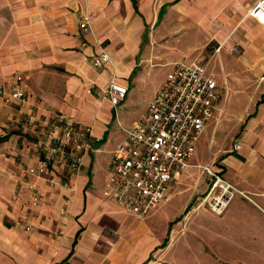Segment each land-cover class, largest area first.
Here are the masks:
<instances>
[{"label":"crops","instance_id":"obj_1","mask_svg":"<svg viewBox=\"0 0 264 264\" xmlns=\"http://www.w3.org/2000/svg\"><path fill=\"white\" fill-rule=\"evenodd\" d=\"M254 1L0 0V83L26 96L0 95V264H179L168 252L182 236L195 241L194 264H264V24L248 14ZM86 12L93 31L81 28ZM185 22L192 42L170 46L166 31ZM99 43L112 62L95 67ZM235 43L241 52L231 51ZM212 49L208 73L225 93L195 166L160 202L183 205L185 217L205 209L211 225L151 234L160 209L139 220L105 194L110 159L126 137L122 126L142 119L174 65L202 63ZM155 67L169 69L136 109ZM113 78L128 87L117 111L103 94ZM61 117L101 139L76 169L64 156L51 160ZM207 143L209 155L194 162ZM207 164L237 190L222 214L200 204L214 180Z\"/></svg>","mask_w":264,"mask_h":264},{"label":"built area","instance_id":"obj_2","mask_svg":"<svg viewBox=\"0 0 264 264\" xmlns=\"http://www.w3.org/2000/svg\"><path fill=\"white\" fill-rule=\"evenodd\" d=\"M248 14L264 24V0H255L248 8ZM80 25L85 31H93L87 12ZM231 51L241 52L240 44L235 43ZM111 62L107 47L99 43L93 65L100 67ZM208 69L209 61L196 65L176 63L149 101L142 119L130 128L122 126L126 137L113 151L109 163L110 177L104 192L125 211L137 217H147L157 203L168 199L176 176L191 166L197 142L207 130L208 121L214 116L225 93ZM103 94L117 111L119 103L127 97L128 87L113 78ZM0 95L8 102L21 101L26 97L20 89H8L2 83ZM57 128V133H51L54 142L51 160L64 156L65 162L73 169L83 162V152L90 149L94 141L101 140L92 135L90 128H81L72 119L61 117ZM64 140L72 142L78 152L73 149L66 151ZM234 148L240 149L241 144H234ZM48 162H43L36 171L44 173ZM202 167L214 180L200 204L222 214L237 190L214 170L212 164ZM38 201L36 196L35 202Z\"/></svg>","mask_w":264,"mask_h":264},{"label":"rangeland","instance_id":"obj_3","mask_svg":"<svg viewBox=\"0 0 264 264\" xmlns=\"http://www.w3.org/2000/svg\"><path fill=\"white\" fill-rule=\"evenodd\" d=\"M184 25L187 28H184L181 26H175L174 28H171L172 31H171V29L166 31V33H168L167 42H169L170 46L190 44L187 42H192L193 38L190 36V34H188L190 27L188 26V24L186 22L184 23ZM192 33L195 34V32L193 30H192ZM212 51H214V50L212 49L211 52L203 53L202 54L203 56L201 55L202 56L201 62L209 61V67H213V64H214V62H211L213 59L212 56H214V52H212ZM168 69H169L168 67H155L151 73L146 74L147 78L144 81H147V84L145 83L147 86V89L145 86L144 90L139 93L138 98L142 99V101H138L137 104L140 106L137 107L136 109L143 107V105L145 104V99H146L147 94L149 92L148 90H150L151 86L154 87V85L156 83H158L164 77V75H166V72L168 71ZM198 149H199L198 154L193 159L194 162H195V160H202L209 155L210 145L207 143V144H204L203 147H200ZM191 166H195L192 163V160H191ZM197 166L199 167L200 165H197ZM236 200H238V198L234 199V201H236ZM173 203H174V201L173 202H167L165 204L157 203L152 208V210H151L152 213L155 209H160L161 211H159V213H154V216L149 219L148 226L150 227L149 232L151 234L153 232H155V233H157V235L162 236L166 231L167 236H168L170 229L179 230V229H182L188 225V228L191 230V229L196 228L197 224H199L201 222L203 224H206V225H211V223L208 222L207 213H203V212H205V209H202L203 210V211H201L202 213L199 212V213H194L192 215L187 214V216L185 217L186 208L180 204L173 205ZM151 212H150V214H151ZM167 217H169V218L167 219ZM137 218L139 220L147 219V218H143V217H137ZM142 232H143V230H142ZM184 237L185 236L180 237V239H178L177 242L173 245L171 251L168 252V254L172 253L169 257L172 258V255L175 256V261H177V263H179V264L180 263H182V264H194L192 261L193 258L191 256L194 253L193 248L196 245L195 241H193L192 236H190L189 240L191 241V243H186L183 240ZM168 243H171V240ZM162 252L163 251H161V253ZM152 258L155 260H160L161 262L164 260L163 256L159 259V254H155V256H153Z\"/></svg>","mask_w":264,"mask_h":264},{"label":"trees","instance_id":"obj_4","mask_svg":"<svg viewBox=\"0 0 264 264\" xmlns=\"http://www.w3.org/2000/svg\"><path fill=\"white\" fill-rule=\"evenodd\" d=\"M99 142H101V140Z\"/></svg>","mask_w":264,"mask_h":264}]
</instances>
